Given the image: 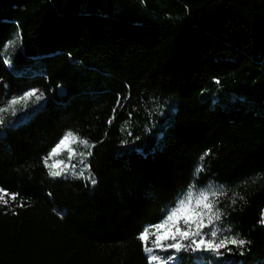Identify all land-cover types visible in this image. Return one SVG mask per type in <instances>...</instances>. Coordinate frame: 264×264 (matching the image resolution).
Returning a JSON list of instances; mask_svg holds the SVG:
<instances>
[{
    "label": "trees",
    "instance_id": "1",
    "mask_svg": "<svg viewBox=\"0 0 264 264\" xmlns=\"http://www.w3.org/2000/svg\"><path fill=\"white\" fill-rule=\"evenodd\" d=\"M18 28L0 100L33 87L44 99L0 128V187L18 194L0 205V264H148L138 233L206 150L195 183L225 186L223 225L250 244L175 264H264V0H0V48ZM68 130L96 145L94 186L47 174L42 157Z\"/></svg>",
    "mask_w": 264,
    "mask_h": 264
},
{
    "label": "snow or ice",
    "instance_id": "2",
    "mask_svg": "<svg viewBox=\"0 0 264 264\" xmlns=\"http://www.w3.org/2000/svg\"><path fill=\"white\" fill-rule=\"evenodd\" d=\"M143 3L144 0H141ZM22 34L19 28L13 37L7 40L2 48H0V58H3V63L9 68L12 67L11 53L9 49L15 48L17 41L22 43ZM71 58V54L69 53ZM219 84V80L215 81ZM59 87V86H58ZM7 88V85H5ZM61 94L63 90L61 89ZM44 99L43 91L33 87L24 91L20 95H14L11 98L0 100V128L5 126V114L10 113L15 116L17 112H24V116L16 123H22L29 119L38 108H34L32 112L25 110L30 104L35 105ZM121 97L117 95V106H121ZM42 107V105H41ZM116 109H113L115 113ZM129 113V118H131ZM114 118V117H113ZM110 118L108 123H112ZM129 121H125L121 127V131H126L129 126ZM145 131L150 132L151 129L146 125ZM127 134L130 136L131 132ZM137 140L139 137L136 138ZM127 140H122L121 144L126 145ZM135 143V141H133ZM78 145L79 148L73 147ZM95 143L87 138H83L78 133L68 130L62 134L59 141L45 157H42V163L47 169V174L53 179H78L83 180L91 185H95L97 180L95 174L91 171V164L88 158L93 155L92 149L95 148ZM139 150V149H137ZM66 152L63 159H54ZM210 155V150H206L200 157L197 167L194 169V181L189 184L186 191L177 199L173 207L168 208L160 222L153 225H146L137 235V240L141 242L142 251L145 253L148 264H175L178 261V254L181 252L192 253H212L215 257H220L225 252H231L233 248L240 249V255H244V248L250 241L241 237L239 233H233L230 226H224L222 217L225 213L222 211L219 204V197L227 196V189L224 185H217L208 183L204 187H197L195 177H198L204 171L205 157ZM53 160V163H49ZM75 161V163H73ZM256 179H264V176L254 177ZM18 194L9 193L4 188L0 187V205L4 207L9 206V201L15 202ZM237 199L243 201L244 197L238 192L232 193L229 197L231 204H236ZM25 202L15 205V208L25 207ZM15 208L9 210L13 215H18ZM58 214L63 217L64 212ZM264 225V212H262L261 219L258 221ZM207 229V231H205ZM155 237L154 239H151ZM170 241V242H169ZM149 242L151 246H149ZM232 246V247H230ZM224 249L225 252H222ZM159 252H168L169 255L161 256ZM209 264H212L210 261Z\"/></svg>",
    "mask_w": 264,
    "mask_h": 264
},
{
    "label": "rangeland",
    "instance_id": "3",
    "mask_svg": "<svg viewBox=\"0 0 264 264\" xmlns=\"http://www.w3.org/2000/svg\"><path fill=\"white\" fill-rule=\"evenodd\" d=\"M38 104V103H37ZM20 113H22V112H20ZM6 114H8V113H6ZM73 147H77V148H79V146L78 145H73ZM66 156V152L65 153H62L61 154V156H59V157H55V158H53V160L54 159H63L64 157ZM53 160H49V163H53ZM73 163H75V161H73ZM155 237H153V239H154ZM170 242V241H169Z\"/></svg>",
    "mask_w": 264,
    "mask_h": 264
},
{
    "label": "water",
    "instance_id": "4",
    "mask_svg": "<svg viewBox=\"0 0 264 264\" xmlns=\"http://www.w3.org/2000/svg\"><path fill=\"white\" fill-rule=\"evenodd\" d=\"M58 92H59V94H60L61 96H64V95H65V92H64V91H63V94H61V89H59ZM2 137H3V136H2Z\"/></svg>",
    "mask_w": 264,
    "mask_h": 264
}]
</instances>
